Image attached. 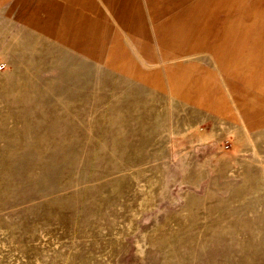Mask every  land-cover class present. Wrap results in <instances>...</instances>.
Here are the masks:
<instances>
[{
  "label": "rangeland",
  "instance_id": "obj_1",
  "mask_svg": "<svg viewBox=\"0 0 264 264\" xmlns=\"http://www.w3.org/2000/svg\"><path fill=\"white\" fill-rule=\"evenodd\" d=\"M0 264H264V0H0Z\"/></svg>",
  "mask_w": 264,
  "mask_h": 264
},
{
  "label": "crops",
  "instance_id": "obj_2",
  "mask_svg": "<svg viewBox=\"0 0 264 264\" xmlns=\"http://www.w3.org/2000/svg\"><path fill=\"white\" fill-rule=\"evenodd\" d=\"M242 55H243L242 57L237 58L236 60H240V59H241V60H246V55H247V54L243 53Z\"/></svg>",
  "mask_w": 264,
  "mask_h": 264
}]
</instances>
